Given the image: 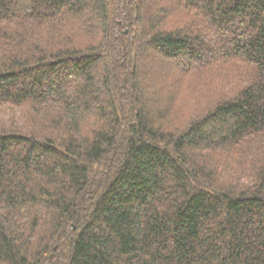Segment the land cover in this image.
<instances>
[{
  "label": "trees",
  "instance_id": "trees-1",
  "mask_svg": "<svg viewBox=\"0 0 264 264\" xmlns=\"http://www.w3.org/2000/svg\"><path fill=\"white\" fill-rule=\"evenodd\" d=\"M0 264H264V0H0Z\"/></svg>",
  "mask_w": 264,
  "mask_h": 264
},
{
  "label": "rangeland",
  "instance_id": "rangeland-1",
  "mask_svg": "<svg viewBox=\"0 0 264 264\" xmlns=\"http://www.w3.org/2000/svg\"><path fill=\"white\" fill-rule=\"evenodd\" d=\"M155 69H154V71H155V74L157 75L158 74V68H159V66L158 65H156L155 67H154ZM155 78V76H152V79H154ZM175 81L176 82H178V77H176L175 78ZM189 99H190V97L188 98L187 96H186V98L183 96V99L182 100H180V102H182V103H184L185 105H187L188 104V101H189ZM187 113V112H186ZM186 113H185V115H186ZM188 115V114H187ZM187 115L184 117V118H186L187 117Z\"/></svg>",
  "mask_w": 264,
  "mask_h": 264
}]
</instances>
